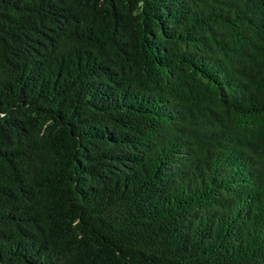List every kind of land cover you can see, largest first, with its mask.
I'll list each match as a JSON object with an SVG mask.
<instances>
[{
  "label": "trees",
  "instance_id": "trees-1",
  "mask_svg": "<svg viewBox=\"0 0 264 264\" xmlns=\"http://www.w3.org/2000/svg\"><path fill=\"white\" fill-rule=\"evenodd\" d=\"M0 264H264V0H0Z\"/></svg>",
  "mask_w": 264,
  "mask_h": 264
}]
</instances>
